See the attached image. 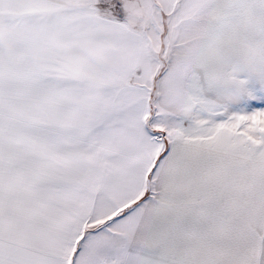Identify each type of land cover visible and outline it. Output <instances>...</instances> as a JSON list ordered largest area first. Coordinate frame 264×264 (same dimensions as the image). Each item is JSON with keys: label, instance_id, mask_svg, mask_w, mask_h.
Here are the masks:
<instances>
[{"label": "snow or ice", "instance_id": "obj_1", "mask_svg": "<svg viewBox=\"0 0 264 264\" xmlns=\"http://www.w3.org/2000/svg\"><path fill=\"white\" fill-rule=\"evenodd\" d=\"M86 2L0 0V264H264V0Z\"/></svg>", "mask_w": 264, "mask_h": 264}, {"label": "rangeland", "instance_id": "obj_2", "mask_svg": "<svg viewBox=\"0 0 264 264\" xmlns=\"http://www.w3.org/2000/svg\"><path fill=\"white\" fill-rule=\"evenodd\" d=\"M133 1L134 0H124V5L131 9V13L133 14ZM141 3H143L144 6V13L140 15L145 14V0H140ZM129 12V11H128ZM49 13L45 11L44 16L42 18L43 23H47L49 20ZM56 14V17H58L59 14ZM137 14V13H134ZM135 21V20H134ZM74 18H70L69 23L73 25ZM245 30H247V26H245ZM241 53L245 60V62L251 67V71L255 73L257 76H264V60L261 59V53L259 50L254 48L252 45L247 43L246 41H241L240 43ZM75 52L73 50H69L65 53L64 59L62 60V66H61V78L59 81L60 87L64 89H73V87H68L70 85H73L74 88H79L80 91H82L85 95L90 94L91 92V85L94 82V77L92 72L84 71L80 66L79 62L82 60L78 59H72ZM208 62L212 64L214 74H222L223 75V81L220 82L221 87L220 91L216 94L217 101H223V100H230L234 99L236 93L245 90L246 84L241 79L240 72L235 67H229L227 63L220 61L215 52H212L209 54ZM76 70H79V73H82V77L80 78L82 82L75 80V78L71 77V73ZM69 73V75H68ZM217 83V79L214 78L213 80V86ZM90 90V91H89Z\"/></svg>", "mask_w": 264, "mask_h": 264}, {"label": "crops", "instance_id": "obj_3", "mask_svg": "<svg viewBox=\"0 0 264 264\" xmlns=\"http://www.w3.org/2000/svg\"><path fill=\"white\" fill-rule=\"evenodd\" d=\"M70 2H71L74 6H76V7L84 8L86 11H88V12L91 14V5H90L89 3H87L86 0H70ZM62 8H63V6H59V7H56V8H55L54 11H55L57 14H59L57 18L62 17V16L64 15V13H63V11H62ZM19 11H20L21 14H22V13L25 11L24 7L21 6L20 9H19ZM45 11L50 12L51 10H49V9H45L44 12H45ZM125 11H126L128 17H129V19H130V22L134 24V23L136 22V17L140 16L141 13H142V14L144 13V6H143V3H141L140 0H134V1H133V10H132L133 14L131 13V9L127 8L126 6H125ZM128 11H129V12H128ZM140 12H141V13H140ZM134 13H137V14H134ZM73 18H74L73 25L78 27L77 19H76L75 17H73ZM134 20H135V21H134ZM85 31H87V29H85ZM85 46H87V45H85ZM74 52H75V54H74V56L72 57V59H74V60H75V59L83 60V56H82L81 53L77 52L76 50H74ZM95 54H96V55L98 56V58H99V55H100V54H99L98 52L95 53ZM126 55H127V54H125L124 59H126ZM72 71H73V70H72ZM69 73H71V75H72L71 77L75 78V80H77L76 77H78V81H79V82H82V80L80 79V78L82 77V75H81L82 73H79V70L73 71V73H72V72H69ZM69 73H68V75H69ZM68 87H73V89H69L70 91H76V90H79V88H77V87L74 88L73 85H70V86H68ZM89 91H90V90H89Z\"/></svg>", "mask_w": 264, "mask_h": 264}]
</instances>
